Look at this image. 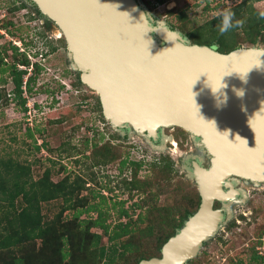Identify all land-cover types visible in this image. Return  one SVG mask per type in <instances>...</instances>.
Returning <instances> with one entry per match:
<instances>
[{"label":"rangeland","instance_id":"rangeland-1","mask_svg":"<svg viewBox=\"0 0 264 264\" xmlns=\"http://www.w3.org/2000/svg\"><path fill=\"white\" fill-rule=\"evenodd\" d=\"M139 1L155 22L165 21L183 35L193 33L196 37L199 29L216 26L210 24L214 18L241 3V0ZM21 3L26 7L14 9L21 7ZM250 3L264 12V0ZM35 11V6L25 0H0V49L16 46L31 62L26 67L19 65L20 69L28 71L23 86L27 111L14 99L12 78L0 71V80H6L2 84L9 99L8 103H0V158H12L29 166L34 180L48 170L54 182L67 177L71 181L84 180L86 189L79 193V199L83 201L78 205L84 206V210L92 207V211L82 214L80 220L97 219L102 212L111 230L119 223L131 221L133 236L117 241L118 254L124 252V255H119L113 264H135L141 256L159 255L158 239L162 241L173 230L182 227L183 224L176 228L180 221L187 220L183 219L186 211L193 208L195 201L192 203L190 199L196 200L197 187L179 164L188 147L176 149L170 146L166 151L158 152L162 153L160 157L141 138H124L116 132L99 111V96L78 83L80 76L71 69L62 32L54 24L46 29ZM7 22L12 24L5 28ZM243 47L253 46L246 44ZM7 54L5 61L10 65L14 60L13 52L8 50ZM37 63L40 72L29 91L26 81L35 73L32 64ZM28 129L34 134L33 138L28 136ZM95 144L98 147L95 148ZM107 144L109 146H103ZM109 152L116 158L105 161L103 156ZM197 153L204 157L203 151ZM163 156L174 162L172 182L146 189L147 181L155 183L154 162ZM124 160H127L125 164ZM133 162L142 164L137 175ZM132 182L141 189L132 188ZM259 189L264 187L252 186L254 198L242 207V214H232L227 225L188 264H240L241 261L248 264L254 249L264 258V190ZM63 205L62 199L44 203L45 218L54 219L61 213ZM123 211H128L129 216L121 215ZM75 212L73 208L63 212L62 216L63 229L73 234L74 239L71 247L69 241L66 246V250L70 247L72 251L67 262L108 264L109 259L99 255V248L90 247V238H84L86 226L74 221ZM139 218L143 221L135 225ZM92 232L102 231L93 228ZM128 243L130 251L123 248ZM112 244L108 236H103L101 246L111 249ZM251 264L255 263L251 261ZM259 264H264V260Z\"/></svg>","mask_w":264,"mask_h":264},{"label":"water","instance_id":"water-1","mask_svg":"<svg viewBox=\"0 0 264 264\" xmlns=\"http://www.w3.org/2000/svg\"><path fill=\"white\" fill-rule=\"evenodd\" d=\"M25 2L62 32L71 69L99 96L116 132L137 136L157 152L167 150L155 141L171 127L208 144L198 148L207 149L210 167L194 162V177L189 174L201 197L198 210L163 245L160 257L139 264L196 259L232 217L214 208L216 200H226L224 180L240 175L255 186L264 182V48L222 53L193 44L165 21L155 22L139 0ZM239 138L260 146H238Z\"/></svg>","mask_w":264,"mask_h":264},{"label":"trees","instance_id":"trees-1","mask_svg":"<svg viewBox=\"0 0 264 264\" xmlns=\"http://www.w3.org/2000/svg\"><path fill=\"white\" fill-rule=\"evenodd\" d=\"M164 1L160 0L159 2L164 3ZM251 1L253 0H241L240 4L227 10L234 12L235 18L241 21L240 27L230 30L227 34L223 36L219 35L218 26L222 15L220 14L210 22L212 25L217 24L216 26L208 30H205L206 28L199 29L198 37L193 33L186 34L185 36L195 42L194 44L215 47L222 53H229L235 49L242 48L246 44L250 46H256L257 44L264 46V19L259 17L262 11L254 8L253 4H249ZM20 5L21 7L14 9L26 7L24 3ZM11 24L12 22H7V24H4V27L8 28V25ZM173 28L175 27L173 26ZM8 50L13 52L14 57L13 63L10 65L6 64L5 61L8 56ZM30 64L31 62L26 57L25 52H19L16 46H4L0 49V71L1 73H8L12 78L14 99L19 101V105L24 111H27V99L23 97V86L28 71L27 69H20L19 65L26 67ZM32 66L35 67L33 68L35 73L33 76H29L26 81L29 91H31L30 86L36 81V75H38L41 68L38 63L32 64ZM78 79V83L81 85L82 82L80 78ZM5 82L6 80L3 78L0 80V103H8L9 101L8 94L3 88L4 84H2ZM97 99L101 106L99 98ZM99 111H102L101 107ZM179 129L184 132L181 128ZM28 136L34 137L30 129H28ZM87 143H89L88 140ZM103 146H109V144ZM96 147H98L97 144H95ZM103 158L107 161L115 159L116 156L111 155L109 152ZM126 162L127 160H124L123 164ZM132 166L134 167V174L137 175L142 164L140 162H133ZM153 167L157 179L154 184V181H147L146 186L148 187L146 189L163 186L165 182L171 181L175 173L174 162L167 156H163L160 162H154ZM131 187L141 189V187L137 186L136 182H132ZM84 189H86V182L79 178L71 181L67 177L54 182L49 170L41 178L34 180L29 166H24L12 158L7 160L0 158V264H76V260L67 262L69 257L72 256L70 247L73 245L74 239H72L73 234L63 229L65 226L62 223L63 212L72 210L73 208L76 209L73 215L74 221L86 226L84 238H90V247L99 248V255L103 258L107 257L109 259L108 264H113L119 255L123 256L124 252L118 254L116 243L124 237L133 236L134 225L131 221L126 224L119 223L111 230L110 226L106 225L102 212L97 219L80 220L82 214L92 211V207L84 210V206L79 207L78 205V203L83 201L79 199V193L84 191ZM195 197L196 200L190 199V201L193 200L192 203L195 201L192 210H187L183 219H187L198 210L201 203L198 190H196ZM58 199H62L64 203L61 213L52 220L46 219L43 214L42 205ZM121 215L126 217L129 216V213L128 211H123ZM142 221L143 219L139 218L135 225L140 224ZM181 222L176 228H179L183 224ZM163 223H166V221H163ZM93 228L101 229L102 232H92ZM176 231L173 230L165 238H162V241L160 238L158 239L160 242L156 248L159 255L150 257L141 256L135 264H139L143 259L160 257L163 245ZM103 236H108L109 242L113 243L111 249L100 245ZM38 241L40 242L39 246ZM68 241L70 247L66 250ZM123 248L130 251V243L123 245ZM252 254L248 264H251V261L255 264L263 262V256L259 255L255 249ZM240 264H243V261Z\"/></svg>","mask_w":264,"mask_h":264},{"label":"flooded vegetation","instance_id":"flooded-vegetation-1","mask_svg":"<svg viewBox=\"0 0 264 264\" xmlns=\"http://www.w3.org/2000/svg\"><path fill=\"white\" fill-rule=\"evenodd\" d=\"M35 12H37L35 13L37 18L43 21L42 24L46 29H49L50 26L53 25V23L49 19H47L42 13H40L38 9H36ZM197 141L199 143H197ZM202 141L203 140L201 137L194 138L186 131L182 132L178 127H171V128L165 129L164 133L160 132L155 143L157 145H161L162 143H164L167 146V149L170 148V146H173L174 142L177 143V148L178 146L188 147V150H186L188 158L186 159L180 158L179 164L181 168L184 170L186 177L189 180H192L197 187L195 180L189 177L190 176L189 174H193V177H194L195 169L193 167V163L199 162L201 165H203L206 168L210 167L211 165V159L208 156V151L206 148L203 150L204 160L203 159L201 160L199 154L197 153L200 151V148H198V146H208L206 142L205 144H203ZM147 146L151 148L149 145ZM158 155H160L161 157L162 153H158ZM156 162H160V159H158V161ZM252 186H255L254 183L251 182L250 180L245 179L243 176L231 175L227 177L223 182V189H224L225 194L227 195L226 200L225 201L216 200L214 203V208L222 210L225 216H228L229 214L241 215L242 207L245 204H250V202L252 201V198H254V195L252 193ZM260 186L264 187V182ZM253 190L255 191L256 189H253ZM259 190H264V189H259Z\"/></svg>","mask_w":264,"mask_h":264},{"label":"clouds","instance_id":"clouds-1","mask_svg":"<svg viewBox=\"0 0 264 264\" xmlns=\"http://www.w3.org/2000/svg\"><path fill=\"white\" fill-rule=\"evenodd\" d=\"M259 17L261 19H264V12H261L259 14ZM240 26H241V21L235 18L234 12L224 11L220 17V24L218 26L219 35L223 36L227 34L230 30L236 29ZM235 91L237 92V95L240 97H242L244 94L242 90H235ZM172 147H175L174 144Z\"/></svg>","mask_w":264,"mask_h":264},{"label":"bare ground","instance_id":"bare-ground-1","mask_svg":"<svg viewBox=\"0 0 264 264\" xmlns=\"http://www.w3.org/2000/svg\"><path fill=\"white\" fill-rule=\"evenodd\" d=\"M255 143V144H254ZM174 145H176L177 143H173ZM253 144H254V146H257L258 145V143L257 142H253V141H250V140H243L242 138H239V141H238V146H253ZM261 144V143H260ZM258 146H260V145H258ZM197 155V154H196ZM198 156V155H197ZM199 156H200V158H201V160L203 159V157H201V154H199ZM188 157V155L187 154H185L184 156H183V158L184 159H186ZM247 157V160L248 161H250L251 160V158H252V156L250 155V156H246ZM199 158V159H200ZM204 160V159H203ZM188 169V168H187ZM187 171V170H186ZM191 176H192V174H191ZM190 177V176H189ZM237 180V179H236ZM233 182V181H232ZM239 184H241V183H239ZM248 184V183H247ZM236 187V186H235ZM238 201V200H237ZM243 201V200H242ZM232 202V201H231ZM228 206V205H227ZM230 208H231V206H230Z\"/></svg>","mask_w":264,"mask_h":264},{"label":"built area","instance_id":"built-area-1","mask_svg":"<svg viewBox=\"0 0 264 264\" xmlns=\"http://www.w3.org/2000/svg\"><path fill=\"white\" fill-rule=\"evenodd\" d=\"M175 146V148H177V144L176 145H174Z\"/></svg>","mask_w":264,"mask_h":264}]
</instances>
